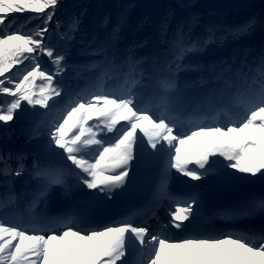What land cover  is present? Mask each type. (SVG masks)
Returning a JSON list of instances; mask_svg holds the SVG:
<instances>
[{
	"label": "snow or ice",
	"instance_id": "1",
	"mask_svg": "<svg viewBox=\"0 0 264 264\" xmlns=\"http://www.w3.org/2000/svg\"><path fill=\"white\" fill-rule=\"evenodd\" d=\"M133 6L0 0V123L33 114L28 143L0 147V264H264V193L217 207L220 229L199 222L192 184L264 179V41L236 43L264 31V11L229 25L181 0L147 48L125 41ZM139 152L160 158L145 206L115 219L75 206L80 190L96 209L115 201ZM173 170L191 178L177 190ZM54 194L68 203L51 212Z\"/></svg>",
	"mask_w": 264,
	"mask_h": 264
},
{
	"label": "trees",
	"instance_id": "2",
	"mask_svg": "<svg viewBox=\"0 0 264 264\" xmlns=\"http://www.w3.org/2000/svg\"><path fill=\"white\" fill-rule=\"evenodd\" d=\"M165 4V12L168 10V6L172 5L176 8V11H181L179 8V0H161ZM197 2L203 5V10L212 15V17L218 21H223L230 25H238L243 23L249 16L262 13V5H264V0H232L230 1L225 8H221L220 5L213 4L212 0H197ZM134 6L130 9L128 22L131 24L130 36L128 42L132 40H143L145 45L148 43L150 38V28L151 23L148 16H144L138 19V22H134L135 15L138 11V5L133 4ZM163 14V16H164ZM163 18V17H162ZM141 21L143 24L141 25ZM173 25L175 20L172 21ZM262 30L257 27L255 31L250 33V36L261 33ZM243 35V36H248ZM241 36L237 42L242 40ZM264 41V38L261 42ZM246 43V42H245ZM247 44V43H246ZM233 44H229L227 49H231ZM33 114L26 113L22 115L19 120L10 123V126L5 129L4 125L0 123V147L7 144L8 147L26 145L28 143V133L26 131L28 124L30 122V117ZM5 132L8 133L5 136Z\"/></svg>",
	"mask_w": 264,
	"mask_h": 264
},
{
	"label": "bare ground",
	"instance_id": "3",
	"mask_svg": "<svg viewBox=\"0 0 264 264\" xmlns=\"http://www.w3.org/2000/svg\"><path fill=\"white\" fill-rule=\"evenodd\" d=\"M149 8L152 12H157L162 9V6L159 4L156 5L154 4V5H150ZM217 162L220 164L218 166L219 169H222L224 165L220 162V158ZM154 165H159V168L157 170V172L159 173L160 158L158 156L151 154L150 152H139L137 158L132 162V169L134 171L135 168H144V167L152 168ZM242 175L246 178L240 180H233L231 182L225 181L224 179H222L220 176L217 175H212L208 179H206L207 186H205L204 187L205 189L203 188L200 192L205 202L203 211H207L208 208L214 204L213 202L217 198V190L226 189L230 185H242L243 189L244 190L246 189V191L243 193L244 196L241 199L238 198V200L235 201L236 203L240 202L245 198L247 199L250 196L257 195L258 193L261 194L264 193V179L260 177L259 173L255 174L254 178L252 177V174H242ZM82 191H88L89 194L92 192V190L88 189V190H80L77 193H80Z\"/></svg>",
	"mask_w": 264,
	"mask_h": 264
},
{
	"label": "rangeland",
	"instance_id": "4",
	"mask_svg": "<svg viewBox=\"0 0 264 264\" xmlns=\"http://www.w3.org/2000/svg\"><path fill=\"white\" fill-rule=\"evenodd\" d=\"M181 2V0H179ZM150 6L149 5H142V6H139L138 8V11L135 15V22L138 21V19L144 17V16H148L149 18V21L151 23V30L152 32L155 31V27L157 25V23H159L160 19L162 18L163 16V13H164V7H162L161 10L157 11V12H152L149 8ZM180 12V11H179ZM128 28V27H127ZM155 33V32H154ZM241 41V40H240ZM239 43V42H238ZM175 171V170H173ZM261 193H259L258 195H260ZM61 199H64L63 197L59 196L58 194H54L52 200H56L55 202L57 201H60ZM52 200L49 202V204L52 203ZM52 205V204H51ZM162 212H164L163 209H161V212H160V215L162 217ZM165 213V212H164ZM152 223L156 222V221H151Z\"/></svg>",
	"mask_w": 264,
	"mask_h": 264
},
{
	"label": "water",
	"instance_id": "5",
	"mask_svg": "<svg viewBox=\"0 0 264 264\" xmlns=\"http://www.w3.org/2000/svg\"><path fill=\"white\" fill-rule=\"evenodd\" d=\"M213 1L215 4H220L222 8H224L228 3V0H213ZM129 2L132 4H136L138 6H142V5L150 6L154 4L164 5L161 0H129Z\"/></svg>",
	"mask_w": 264,
	"mask_h": 264
}]
</instances>
